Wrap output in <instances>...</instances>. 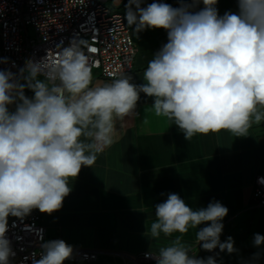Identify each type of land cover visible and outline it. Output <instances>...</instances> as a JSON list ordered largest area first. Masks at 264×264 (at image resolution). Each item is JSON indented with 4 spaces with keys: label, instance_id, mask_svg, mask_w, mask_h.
<instances>
[{
    "label": "clouds",
    "instance_id": "9594fccd",
    "mask_svg": "<svg viewBox=\"0 0 264 264\" xmlns=\"http://www.w3.org/2000/svg\"><path fill=\"white\" fill-rule=\"evenodd\" d=\"M197 2L173 8L128 0L124 19L137 37L161 28L168 36L148 62L144 84L115 73L110 82L93 86L85 41L72 42L50 60H27L19 77L0 71V264H10L15 255L6 237L8 217L60 210L70 181L113 143L116 121L135 114L141 93L153 98L155 115L173 121L188 141L221 131L244 137L264 122V0H238V11L223 16L217 0H202L203 9L192 11ZM25 88L34 93L31 98ZM13 104L15 111H9ZM227 214L218 201L193 210L178 194H168L155 205L156 219L146 234L153 240L180 235L151 255L157 264H217L211 256L189 255L182 236L207 223L196 232L200 246L231 254L233 238L220 240ZM262 244L264 235L254 234L253 245ZM41 247L33 264H65L73 256L64 240Z\"/></svg>",
    "mask_w": 264,
    "mask_h": 264
},
{
    "label": "crops",
    "instance_id": "0c3cea01",
    "mask_svg": "<svg viewBox=\"0 0 264 264\" xmlns=\"http://www.w3.org/2000/svg\"><path fill=\"white\" fill-rule=\"evenodd\" d=\"M124 1L125 11L128 0ZM153 2L179 8L193 0H142L141 7ZM203 7L198 0L192 11ZM216 8L220 16L235 13L238 0H217ZM130 33L136 51L127 76L141 85L148 62L168 42L167 31L145 29L137 37L130 28ZM110 81L93 74V86ZM153 103L152 97L141 93L135 114L116 121L113 143L98 154L92 167H82L70 181L72 190L60 210L30 213L38 214L45 229L50 228V233L45 231L46 241L60 239L73 248L97 253L93 262L65 264H143L142 253L156 252L180 235L161 234L153 240L146 234L156 219L155 205L170 193L178 194L193 210L222 203L228 214L222 221L221 242L230 236L236 245L240 232L242 239L247 238L254 219L252 214L251 219L240 215L256 208L251 192L255 176L264 174V122L253 124L244 137L221 131L197 134L188 141L173 121L155 115ZM206 226L190 228L182 242L191 248L200 246L196 232Z\"/></svg>",
    "mask_w": 264,
    "mask_h": 264
},
{
    "label": "built area",
    "instance_id": "2783aa9c",
    "mask_svg": "<svg viewBox=\"0 0 264 264\" xmlns=\"http://www.w3.org/2000/svg\"><path fill=\"white\" fill-rule=\"evenodd\" d=\"M103 1L0 0V71L18 76L27 60L53 59L60 49L83 40L93 74L105 79H112L110 74L115 73L127 75L136 51L130 28L124 17L110 12ZM27 26L34 32L33 39L27 35ZM251 200L255 207L264 208V174L255 176ZM6 237L15 253L10 264H33L42 251L45 227L38 214L16 217L8 221ZM73 250L65 263H90L97 257L94 250ZM140 260L157 264L149 252L142 253Z\"/></svg>",
    "mask_w": 264,
    "mask_h": 264
},
{
    "label": "rangeland",
    "instance_id": "374dc122",
    "mask_svg": "<svg viewBox=\"0 0 264 264\" xmlns=\"http://www.w3.org/2000/svg\"><path fill=\"white\" fill-rule=\"evenodd\" d=\"M103 4L109 9L110 12H119L123 15L124 17V0H106L103 1ZM125 20V19H124ZM126 21V20H125ZM127 25V24H126ZM27 35L29 39L34 38V32L30 26H27ZM83 41V40H80ZM20 75V74H19ZM19 75L17 77H19ZM43 79V77H40ZM23 83V81L21 80ZM25 95L29 98H31L34 93L30 90L25 88ZM9 111H15V104L9 105ZM261 171H264V162H263V167ZM248 210V209H247ZM249 213H243L240 215V217L245 216L249 217L251 219V214L253 216V223L252 226L250 225L251 229L249 228V233L247 235V238H243V233L240 232L241 240L235 245L234 248L236 251L233 253L229 254L227 251L221 252L219 248L217 247L213 251L209 252L204 250L201 246L195 245L194 247L191 248L192 252L189 253V255H195L196 258H203L207 259L208 257H213L217 264H239L240 260L242 259L243 255H246L248 252L251 253H258L260 251L261 246L264 244L260 245L258 248L253 245V239H254V234L259 233L260 235H264V208L256 207L254 210L248 211ZM40 217V216H39ZM40 220L41 217H40ZM242 221V218H241ZM42 222V221H41ZM48 230L47 232H51L50 228L46 227L45 231ZM48 240V239H47ZM46 242V238L45 241ZM241 258V259H240Z\"/></svg>",
    "mask_w": 264,
    "mask_h": 264
},
{
    "label": "water",
    "instance_id": "95a60500",
    "mask_svg": "<svg viewBox=\"0 0 264 264\" xmlns=\"http://www.w3.org/2000/svg\"><path fill=\"white\" fill-rule=\"evenodd\" d=\"M239 264H264V245L261 246L259 253L247 254L240 260Z\"/></svg>",
    "mask_w": 264,
    "mask_h": 264
},
{
    "label": "trees",
    "instance_id": "16d2710c",
    "mask_svg": "<svg viewBox=\"0 0 264 264\" xmlns=\"http://www.w3.org/2000/svg\"><path fill=\"white\" fill-rule=\"evenodd\" d=\"M248 253H249V252H248ZM248 253H247V254H248ZM247 254H246V255H247ZM244 256H245V255H243L242 257H244ZM240 259H241V258H240Z\"/></svg>",
    "mask_w": 264,
    "mask_h": 264
}]
</instances>
